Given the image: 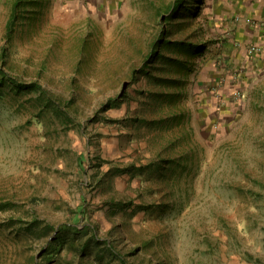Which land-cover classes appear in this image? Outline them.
Listing matches in <instances>:
<instances>
[{
    "label": "rangeland",
    "instance_id": "rangeland-1",
    "mask_svg": "<svg viewBox=\"0 0 264 264\" xmlns=\"http://www.w3.org/2000/svg\"><path fill=\"white\" fill-rule=\"evenodd\" d=\"M13 1L0 0V45ZM172 1L45 0L35 27L17 29L15 65L22 77L36 76L35 67L43 60L68 92L66 85L76 74L82 90L77 115L81 127L69 130L59 121L42 122L25 92L8 88L0 98V197L35 209L54 230L41 238L25 233L8 224L21 212L0 211V264H109L77 255L69 244L57 256L42 254L62 224L74 221L83 228L89 222L77 218L82 203L92 210L96 222L91 221L100 224L99 234L108 237L109 211L96 179L110 164L98 166L101 159L120 167L147 163L152 152L165 149L158 146L161 140L184 130L186 149L181 150L182 144L174 155L193 151L195 160L180 172L177 186L165 183L172 176L163 182L157 172L132 183L128 173L115 177L118 195H136L142 188L144 198L170 203L164 214L160 209L139 212L135 227L143 233L171 229L163 248L175 264H264V18L258 16L264 8H255L256 15L241 0H187L191 14L179 22L188 20L190 26H178L175 37L191 35L208 46L186 76L182 124L150 128L137 122L138 115L154 117L136 98L145 83L142 78L129 88L122 105L106 113L114 122L90 119L102 101L121 91L133 65H140L162 31ZM91 31L95 37L90 54H82L75 45ZM56 34L62 43L58 50ZM82 153L88 157L84 168ZM150 187L155 193H149Z\"/></svg>",
    "mask_w": 264,
    "mask_h": 264
},
{
    "label": "trees",
    "instance_id": "trees-1",
    "mask_svg": "<svg viewBox=\"0 0 264 264\" xmlns=\"http://www.w3.org/2000/svg\"><path fill=\"white\" fill-rule=\"evenodd\" d=\"M44 1L14 0L12 2L5 27L4 42L0 45V98L7 94L8 88L17 93L25 92L29 94L30 102L37 107L38 111L35 116L39 120L43 122L44 119H50L51 123L59 121L60 124L70 130L77 125L81 127V124L77 123V115L82 109L81 100L79 101L82 90L76 86L78 84L76 74L71 81L74 87L72 83L67 84L68 92H66L67 90L59 87L60 84L56 75L48 73L50 67L46 61L42 60L35 67L37 68V75L31 74L29 79L16 72L18 66L15 65L17 55L15 33L19 27L23 29L26 27L28 31L35 27L43 15L42 12L45 11L44 7L48 1ZM197 1L202 2V0ZM188 3L187 0H173L166 6L165 11H167L168 16L164 21L165 26L162 24V31L151 41L140 65L132 64L131 74L126 76L125 81L122 82L121 91L102 101L100 106L96 107L94 113L90 115V119L100 120L101 118L103 121L114 122V119L107 116L106 113L122 105L129 96V88L142 78L141 80L144 79L145 83L140 86L138 91L140 95L136 98L141 101L144 111L152 112L154 117L149 120L147 115H144L145 118L138 115L137 122L151 125L150 128H170L172 125H180L185 121L186 113L180 109V101L185 94V79L193 70V61L203 55L208 46V42L203 40L193 41L191 35L184 39L175 37L178 26L180 29H185L184 25L190 24L188 20L179 22L180 18L191 14ZM197 8L200 7L197 6ZM195 13L196 16L199 15L196 11L193 12V14ZM56 35L58 36L55 37L54 42H57L58 48L56 47V49L58 50L62 43L59 34ZM94 37V31L83 34L78 38L79 44L77 43L75 48L79 47L82 54H90L88 49L92 48L90 47L93 45L91 39ZM81 62L82 59L80 58L76 66L77 71L80 70ZM23 72L25 73V71ZM125 82H128L126 88H124ZM180 133L172 134L164 142L161 140L158 146L165 149L152 152L147 163L130 162L127 166L120 167L115 166L111 161L101 159L102 162L97 164L94 163L96 159L93 155L91 162L93 165L110 164L109 169L101 173L96 179L101 190L105 193L104 204L109 211L106 214V221L110 224V229L107 231L108 237L99 234L102 230L100 224L91 221L93 219L92 210L88 208L87 210L86 204L82 203L78 207L77 218L89 222L83 228H80L78 222L74 221L62 224L56 235L48 241L49 247L42 254V257L57 256L62 246L69 244L75 254L95 256L109 264H175V259L163 248V244H168L167 239L173 235L171 229L157 233L152 231L143 233L146 231H139L134 225L135 216L139 212L150 213L160 209L161 214H164L170 203L159 199L148 200L144 198L142 188L136 190L138 192L136 195L126 192L123 195H118L119 189L116 187L115 177L128 173L132 183L133 180L142 178L146 173L150 172L149 174L152 175L157 172L163 182L166 177L172 176V180L166 179L165 183L177 186L180 172H185L187 168L194 165L191 162V159H194L193 151L191 154L182 152L177 157L174 155L175 149L183 143L186 145L187 131L184 130ZM184 144L181 149L183 151L186 149ZM87 158L85 153L79 155V162L82 167ZM180 168L182 169L180 170ZM93 181L95 182V175H93ZM131 183L130 185H132ZM150 184L156 185V181H152ZM116 189L117 192H113ZM153 191L154 189L150 187L149 193ZM13 209L21 212V214L9 218V225L18 226L25 233L40 238L54 231L52 224L41 217L35 209H27L13 199L0 197V211L8 212ZM93 221L96 222V219L94 218Z\"/></svg>",
    "mask_w": 264,
    "mask_h": 264
},
{
    "label": "crops",
    "instance_id": "crops-1",
    "mask_svg": "<svg viewBox=\"0 0 264 264\" xmlns=\"http://www.w3.org/2000/svg\"><path fill=\"white\" fill-rule=\"evenodd\" d=\"M237 1V0H236ZM243 4V6H245V8L247 7H253L254 9L255 8H264V0H241V5ZM260 7V8H259ZM256 11V9H255ZM249 13H251V11H248ZM256 15L257 14V11H256ZM260 18H264V12L263 11H260V15H258Z\"/></svg>",
    "mask_w": 264,
    "mask_h": 264
},
{
    "label": "water",
    "instance_id": "water-1",
    "mask_svg": "<svg viewBox=\"0 0 264 264\" xmlns=\"http://www.w3.org/2000/svg\"><path fill=\"white\" fill-rule=\"evenodd\" d=\"M127 85H128V82H125V84H124V88H126V87H127Z\"/></svg>",
    "mask_w": 264,
    "mask_h": 264
}]
</instances>
